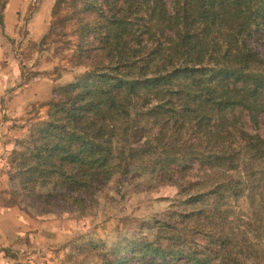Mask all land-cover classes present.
I'll return each mask as SVG.
<instances>
[{"label": "trees", "instance_id": "obj_1", "mask_svg": "<svg viewBox=\"0 0 264 264\" xmlns=\"http://www.w3.org/2000/svg\"><path fill=\"white\" fill-rule=\"evenodd\" d=\"M52 15L42 44L85 69L12 151L15 200L85 214L155 166L177 201L103 264H264V0H55Z\"/></svg>", "mask_w": 264, "mask_h": 264}, {"label": "rangeland", "instance_id": "obj_2", "mask_svg": "<svg viewBox=\"0 0 264 264\" xmlns=\"http://www.w3.org/2000/svg\"><path fill=\"white\" fill-rule=\"evenodd\" d=\"M21 1L23 7L18 12L13 35L6 36L20 57L21 78L13 90L21 100L2 104L6 112L1 121L5 120L8 125L5 136L11 145L0 179V205L18 211V220L28 230L15 237L13 245L24 249L21 254H28L35 264H103L104 256H111L116 248L132 250L136 238L153 240L156 231L151 224L177 201L181 188L173 179L162 180L158 167L136 165L128 175L116 176L101 189L96 194L95 204L88 207L85 214L61 206H48L50 211L44 212L42 207L29 208L15 200L12 192L18 189L9 176L12 151L18 147V141L29 134L35 121L46 118V103L52 99L54 90L74 82L85 69L70 59L71 50L60 52L52 43L42 44L53 21L55 0ZM1 10L0 6L3 22ZM38 13L47 20L43 31L33 27V18ZM3 25L0 22V27ZM9 91L4 100L10 97ZM38 91L40 97H26ZM258 132L264 136V125ZM238 204L243 209L248 208L244 199Z\"/></svg>", "mask_w": 264, "mask_h": 264}, {"label": "crops", "instance_id": "obj_3", "mask_svg": "<svg viewBox=\"0 0 264 264\" xmlns=\"http://www.w3.org/2000/svg\"><path fill=\"white\" fill-rule=\"evenodd\" d=\"M22 7L23 2L21 0H10L6 9L1 10V17H3L1 24L4 25L0 27V179L5 166V157L11 145V141L8 142L5 136V134H8V125L5 120L1 121L3 113L6 112L2 104L21 100V96L15 95L13 90L14 85L21 78L20 57L16 51L14 52L12 43L7 40L8 37L6 36L13 35L18 21V12L21 11ZM36 17L33 18V27L43 31L47 20L41 17L39 13ZM7 90H11L9 91L11 95L7 100H4L9 95ZM40 96L41 93L39 92L26 97L35 98ZM22 97H25V95L23 94ZM17 213L18 211L14 208L5 209L0 205V264H35L33 259H29L28 254H21L24 249H19L18 244L13 245L14 238H18L24 231L28 230L24 229L20 220H18Z\"/></svg>", "mask_w": 264, "mask_h": 264}]
</instances>
